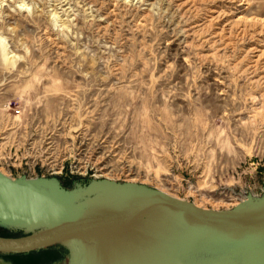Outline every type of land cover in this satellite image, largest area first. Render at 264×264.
Wrapping results in <instances>:
<instances>
[{
	"label": "rangeland",
	"instance_id": "1",
	"mask_svg": "<svg viewBox=\"0 0 264 264\" xmlns=\"http://www.w3.org/2000/svg\"><path fill=\"white\" fill-rule=\"evenodd\" d=\"M0 171L206 212L260 195L264 0H0ZM57 248L0 257L51 264Z\"/></svg>",
	"mask_w": 264,
	"mask_h": 264
},
{
	"label": "water",
	"instance_id": "2",
	"mask_svg": "<svg viewBox=\"0 0 264 264\" xmlns=\"http://www.w3.org/2000/svg\"><path fill=\"white\" fill-rule=\"evenodd\" d=\"M54 179L0 171V226L28 232L0 235V256L39 260L33 252L62 247L51 264H93L92 256L103 264H264V188L234 210L206 212L132 183L104 178L68 187ZM71 196L82 211L63 209Z\"/></svg>",
	"mask_w": 264,
	"mask_h": 264
},
{
	"label": "bare ground",
	"instance_id": "3",
	"mask_svg": "<svg viewBox=\"0 0 264 264\" xmlns=\"http://www.w3.org/2000/svg\"><path fill=\"white\" fill-rule=\"evenodd\" d=\"M74 201H75V197H73V196L64 198L63 199V205H64L63 209L65 211L70 212V213L78 212V208L76 207V205H74ZM91 256H92V254H91ZM95 260L97 261V263L103 264L101 262V259L98 258V256L89 257L88 262H92L93 264H95Z\"/></svg>",
	"mask_w": 264,
	"mask_h": 264
},
{
	"label": "flooded vegetation",
	"instance_id": "4",
	"mask_svg": "<svg viewBox=\"0 0 264 264\" xmlns=\"http://www.w3.org/2000/svg\"><path fill=\"white\" fill-rule=\"evenodd\" d=\"M131 246V245H130Z\"/></svg>",
	"mask_w": 264,
	"mask_h": 264
}]
</instances>
